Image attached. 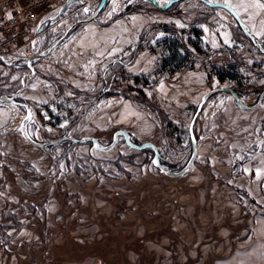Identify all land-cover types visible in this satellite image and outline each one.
Here are the masks:
<instances>
[{"label":"rangeland","instance_id":"obj_1","mask_svg":"<svg viewBox=\"0 0 264 264\" xmlns=\"http://www.w3.org/2000/svg\"><path fill=\"white\" fill-rule=\"evenodd\" d=\"M207 1L237 13L247 0ZM64 2L48 0V14L34 22L28 39L0 53V95L16 90L28 104L33 120L26 132L34 140L93 136L107 146L124 129L137 144L152 142L161 163L177 171L192 154L189 122L206 91L237 87L251 106L264 89V53L227 9L200 0H179L165 11L150 0H106L89 21L98 48L104 37L141 31L113 60L98 57L87 87L73 84L52 56L26 60L86 18L85 9L93 14L100 0L70 3L33 47L38 23L55 17ZM254 37L264 49V37ZM145 55L154 56L153 69L130 72L126 64ZM160 81L169 87L165 96ZM112 95L140 106L153 133L96 128L98 101ZM25 115L23 107L0 102V264H264V96L251 110L238 108L227 91L207 98L193 125L197 155L179 178L153 165L151 148L133 149L121 135L107 152L89 141L36 147L19 132Z\"/></svg>","mask_w":264,"mask_h":264},{"label":"crops","instance_id":"obj_2","mask_svg":"<svg viewBox=\"0 0 264 264\" xmlns=\"http://www.w3.org/2000/svg\"><path fill=\"white\" fill-rule=\"evenodd\" d=\"M257 4H264V2L247 0L236 11L251 34L264 37V7H258ZM223 14L230 19L226 13ZM141 28V26L136 28L134 33L130 34V37L122 31L112 36L104 37L101 39L102 42L100 40V47L98 48V31L88 22L74 32L60 48L49 55L53 57L51 63L55 67H62L63 72H65L64 74L67 75L66 79L71 83L87 87L88 85L85 84L90 82L92 80L91 77L98 72V57L103 58L104 55L112 59L119 55L127 46L136 41ZM118 37L119 41L116 40ZM110 41H113V44L117 43L119 46L115 48L116 45H108ZM103 42H105V48L101 49ZM153 64H155L154 56L145 55L136 57L126 64V67L133 74H147V72L153 69ZM194 88L195 91L199 89L198 86ZM157 89L161 95L164 94L165 96L169 87L165 82L160 81L157 84ZM191 100L189 99L188 101ZM146 115L140 106L132 104L119 95H112L98 101V118L94 120V126L104 130L112 125H123L124 127L134 129V132L140 135H143V132H146L148 129H151V133H153L152 130L156 127L153 120ZM144 126H146V129L143 131L142 127Z\"/></svg>","mask_w":264,"mask_h":264},{"label":"water","instance_id":"obj_3","mask_svg":"<svg viewBox=\"0 0 264 264\" xmlns=\"http://www.w3.org/2000/svg\"><path fill=\"white\" fill-rule=\"evenodd\" d=\"M74 1H78V0H65V2L62 4L61 8L59 9L58 13L56 14L55 17H46L44 19H42L36 29H35V37L34 39L32 40V46L35 47L36 45V42H37V36L38 34L42 31L43 27L49 23V22H52L54 21L55 19H57L58 17H60V15L63 13V11L66 9V7L74 2ZM82 2V0H80ZM154 5L160 7L161 9H166L168 8L169 6H171L173 3L179 1V0H168L166 3H164L163 5H158L156 3L155 0H150ZM204 3H206L207 5H209L210 7H216V6H219V7H223L225 9H227L232 15L233 17L235 18L237 24L240 26L241 30L245 33V35H247V37L251 40V42L253 43V45L262 53H264V49L259 45L257 39L254 37V35H252L250 33V31L248 30V28L242 23V21L240 20L239 16L237 15V13L235 12V10L230 7L229 5L223 3V2H210V1H207V0H200ZM106 0H100L99 2V5L96 9V11L90 15V12L91 10L90 9H85V12L86 14H88V16L84 19H81L77 22H75L74 24H72L71 26H69L65 32L58 38L56 39L48 48L46 51L44 52H38L30 57H27L26 60L28 63L32 62V61H35L41 57H44V56H48L50 55L60 44L63 43V41L67 38V36L70 34V32L73 30V28L75 26H78V25H81V24H85L93 19H95V17L100 13L103 5L105 4ZM32 69V68H31ZM32 72L33 69H32ZM222 91H227L229 93H231L235 99V102H236V105L238 108L240 109H243V110H251V109H254L256 107H258L263 99V96H264V89L261 91V93L259 94L258 98H257V101L254 105H251V106H246L244 105L241 100H240V97L232 90V88L230 87H225V86H221V87H215V88H212V89H209L208 91H206L202 96H201V99L199 101V103L197 104L196 106V109L193 113V116L189 122V135H190V141H191V144H192V154L189 158V160L186 162V164L180 168L179 170L177 171H174L170 168H168L167 166H165L163 163H161V160H160V157H159V154H158V150L156 148V146L150 142V141H145L141 144H137V143H133L131 140H130V136H129V132L124 130V129H117L113 135H112V141L109 145L107 146H102V145H99L97 143V140L95 137L93 136H82L80 138H75L73 136H70V135H62L56 139H53V140H50V141H37V140H34L32 139L28 133L26 132V125L29 121H32L33 118H32V112H31V109L30 107L28 106L27 103L23 102V101H20V100H17L16 99V93L15 92L14 94H12L11 96L9 95H6V94H1L0 95V102H10V103H13L15 105H18L20 107H23L26 111V115L25 117L22 119L21 123H20V126H19V132L21 134V136L23 137V139L25 141H27L28 143L36 146V147H41V148H47V147H50V146H55L57 145L58 143H60L61 141L63 140H70L72 142H77V143H81V142H85V141H89L92 145L93 148H95L96 150H100V151H103V152H107L109 150H111L116 142H117V138H118V135H121L125 141V143L133 148V149H136V150H141L145 147H149L153 150V158H152V163L153 165L162 173H164L165 175L169 176V177H173V178H179L181 176H183L191 167V165L193 164V161L197 155V142H196V139H195V136H194V132H193V125H194V122L198 116V114L200 113L206 99L208 97H210L211 95L215 94V93H218V92H222Z\"/></svg>","mask_w":264,"mask_h":264},{"label":"built area","instance_id":"obj_4","mask_svg":"<svg viewBox=\"0 0 264 264\" xmlns=\"http://www.w3.org/2000/svg\"><path fill=\"white\" fill-rule=\"evenodd\" d=\"M49 10L48 0H0V53L24 43L34 22Z\"/></svg>","mask_w":264,"mask_h":264},{"label":"trees","instance_id":"obj_5","mask_svg":"<svg viewBox=\"0 0 264 264\" xmlns=\"http://www.w3.org/2000/svg\"><path fill=\"white\" fill-rule=\"evenodd\" d=\"M152 3V2H151ZM153 4V3H152ZM154 5V4H153ZM154 7H156V8H158L159 10H167L168 8H170V6L168 7V8H166V9H161L160 7H158V6H156V5H154ZM245 34V33H244ZM249 39V38H248ZM250 40V39H249ZM251 41V40H250ZM252 43V42H251ZM174 47V46H173ZM175 48H176V46H175ZM184 48V47H183ZM174 50V49H173ZM171 53L172 54H175L172 50H171ZM176 56H172L171 58H169V63H175L176 62V58H175ZM117 63H119V64H121V65H124V63L122 62V61H118ZM126 64V63H125ZM135 80H143L142 79V77H140V76H136L135 77ZM157 81V79L156 80H154V82H156ZM232 88V90L240 97L242 94H241V91H240V89L239 88H237V87H231ZM16 92V90L14 91V93ZM17 98V100H19V98L18 97H16ZM209 98V97H208ZM129 136H130V140L133 142V143H137L135 140H133L134 138V135L132 134V133H130L129 134ZM76 138V137H75ZM64 141V140H63ZM63 141H61V142H63ZM60 142V143H61ZM59 143V144H60ZM53 146H50V147H48V148H52Z\"/></svg>","mask_w":264,"mask_h":264},{"label":"snow or ice","instance_id":"obj_6","mask_svg":"<svg viewBox=\"0 0 264 264\" xmlns=\"http://www.w3.org/2000/svg\"><path fill=\"white\" fill-rule=\"evenodd\" d=\"M258 7H264V4H257Z\"/></svg>","mask_w":264,"mask_h":264},{"label":"bare ground","instance_id":"obj_7","mask_svg":"<svg viewBox=\"0 0 264 264\" xmlns=\"http://www.w3.org/2000/svg\"><path fill=\"white\" fill-rule=\"evenodd\" d=\"M88 23V22H87Z\"/></svg>","mask_w":264,"mask_h":264}]
</instances>
